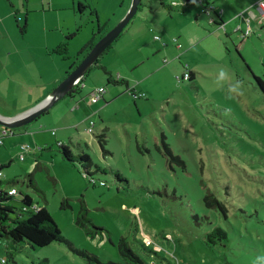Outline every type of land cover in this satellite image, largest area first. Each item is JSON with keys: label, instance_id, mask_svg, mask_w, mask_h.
<instances>
[{"label": "rangeland", "instance_id": "rangeland-1", "mask_svg": "<svg viewBox=\"0 0 264 264\" xmlns=\"http://www.w3.org/2000/svg\"><path fill=\"white\" fill-rule=\"evenodd\" d=\"M132 1L0 0V30L23 33L27 19L26 41L40 47L75 34L69 60L50 58L44 51L36 60L42 70L33 60L8 62L5 69L13 64L15 75L23 68V75L27 69L30 76L19 78L23 86L12 85L17 92L6 98L12 113L42 102L40 90L31 86L37 75L42 73L46 87L66 78L87 56H80L82 49L100 40V29L115 28ZM161 1L143 0L99 62L117 81L129 82L136 97L93 66L78 96L84 109L75 110L77 102L67 96L0 147L3 187L18 191V206L24 195L32 196L75 250L104 263H121L118 243L125 238L146 264H264V38L257 39L254 25L248 37V27L232 38L215 28L187 42L196 27V20L184 19L188 4L163 0V7ZM79 2L91 8L81 13ZM146 26L148 31L142 29ZM242 40L247 44L241 51ZM190 72L193 80L182 81ZM100 85L119 96L107 105L92 103ZM60 141L75 155L91 157V176L62 157ZM22 145L37 149V155L21 161ZM30 176L38 191L30 187ZM207 195L221 208H207ZM65 201L70 207L63 209ZM82 201L93 226L105 236L91 237L77 225ZM216 228L227 233L228 243L207 242ZM6 257L9 264H89L66 243L11 247L9 239L0 238V258Z\"/></svg>", "mask_w": 264, "mask_h": 264}, {"label": "trees", "instance_id": "trees-1", "mask_svg": "<svg viewBox=\"0 0 264 264\" xmlns=\"http://www.w3.org/2000/svg\"><path fill=\"white\" fill-rule=\"evenodd\" d=\"M195 3L202 4L203 0H193ZM142 5V4H141ZM163 7H166L162 3ZM141 7V6H140ZM86 8H91L89 5H85L82 2L78 3V9L82 13ZM169 10H172V7H167ZM140 10V8H139ZM27 19L25 20V25L21 29L22 32H26L27 30ZM108 32L103 33L100 29L98 35L100 39L105 36ZM75 36V34L68 35L65 40L59 44L55 49H53L52 54L58 57H61L64 60L71 59L70 57V40ZM95 42H90L81 52L80 56H85L88 54L91 49L95 46ZM108 51V50H107ZM83 56V57H84ZM103 57V56H102ZM102 57L100 59H102ZM100 59L96 62L94 66L101 68L105 74L109 75L108 79L109 83L114 85L124 84L127 87L128 93H132L133 96L136 97L135 91L131 90L128 82L122 81L119 82L115 80L112 74L107 70L106 67L99 65ZM244 65L254 77L253 72L250 67L244 60ZM75 66V65H74ZM190 78L188 81L193 80V73H189ZM184 81V79L182 80ZM260 85H263L262 82L258 79ZM83 82L78 85L73 92L77 94L81 89V85ZM264 89V88H263ZM16 132V130H14ZM16 134V133H15ZM59 150L62 157L68 161L69 163L75 166L78 164L85 172L84 176L88 178L91 176V169L94 167V163L88 155L82 153L80 155H75L69 146L58 144ZM171 158L176 161H181L180 157H175L169 152ZM96 172L99 170L96 169ZM116 178L118 181H121V175L116 173ZM92 184H96L97 181L93 178L91 179ZM30 187L34 188L38 191V188L35 186L34 180L30 176L29 180ZM16 196H11L9 192L4 191L0 188V238H7L10 240V246L13 247V244H26L32 248L39 247H47L53 243H66L69 248H71L74 252L80 254L88 260L89 264H146L145 261L135 253V251L129 245V242L122 238L118 243L119 254L121 257V263H104L97 256L91 255L85 251H77L73 248V245L67 241L62 235L61 230L53 219L52 215L48 211L46 207H40L35 204L34 200L29 195H24L21 200L20 206H18L16 202ZM15 201V202H14ZM205 203L207 208L213 209L215 207H220L221 204L213 195H207L205 197ZM70 207L68 202H63L62 208L65 209ZM88 208L84 201H82L81 210L77 216V225L83 228L86 233L94 237L97 234H102L104 230L93 226L91 220L88 218ZM207 242L211 244V246H216L217 244H226L229 242V237L227 233L222 228H216L210 234L207 235ZM7 263L10 262V257H6ZM2 259L0 258V262Z\"/></svg>", "mask_w": 264, "mask_h": 264}, {"label": "crops", "instance_id": "crops-1", "mask_svg": "<svg viewBox=\"0 0 264 264\" xmlns=\"http://www.w3.org/2000/svg\"><path fill=\"white\" fill-rule=\"evenodd\" d=\"M185 1H186V4H188V6L184 7L182 5V7H184V10H183L184 11V15H183L184 19L187 21H190V22L193 20H196L195 21L196 27L194 26V30L192 29V31H191V33H192V35L190 36L191 38H189V37L186 38L187 42H191V40L194 37L198 38L200 35H203V34L205 35L206 33H208L210 35L213 34L211 30L215 29V28H217L216 30L222 29V28H220L221 24L225 25L224 32L228 37H231V38L233 35H235V33L241 34L246 30L247 27L251 28L254 25H255L254 31H255V34L257 36V39L260 40L261 38H264V17H263L262 12L256 7L257 3L261 0H203L202 4L195 3L193 0H185ZM161 3L164 4L163 0L161 1ZM131 5H132V3L130 2L128 5L129 9H130ZM195 5H198V6L194 7ZM203 5L204 6H208V5L209 6L210 5L215 6L216 11L211 12V13H205ZM189 6H192V7H189ZM171 7H173V6H171ZM129 9H127V10H129ZM114 12H116V13H114L113 16L117 17L118 16L117 11H114ZM216 12L218 14L220 12H222V13L220 15H217ZM252 12H253V14H251ZM126 13H124V15L122 14L121 18L118 19L117 22L121 21L125 17ZM169 14L171 15V13H169ZM213 20H214V22H212ZM206 21H208V24H209V26H207L208 28L205 27V25H204V22H206ZM253 22H256V24H254ZM191 24H193V23H191ZM148 28L149 27L146 26L145 28L143 27L142 29L144 31H148L149 30ZM181 33H182V36L184 38L186 35H185V33H183V29H181ZM27 39H29V38H28V34L26 32L19 34L16 32H13V33L7 32V31L2 30V29L0 30V116L4 117V118H15V117L21 116V115L29 112L30 110H33L38 105L43 103L47 99V97H49L56 90L58 84L61 83V81H63V79L65 78L64 76L58 77L51 83L50 87H46V84H44V82H41L42 73H39L37 75V83L32 84L31 86H34L35 88H38L40 90L41 96H39L38 99L42 98L43 99V100L41 99L42 102L39 100L38 102H40V103L37 106L34 105L35 107L34 106L28 107V109H26V111L23 110V111H18L17 113H12V109H9L8 101L6 99L10 94L17 92V90L14 89L12 87V85L14 83H16L19 86H23L22 84L19 83V80H20L19 78H21V81H23L22 79H24V78L29 79L30 76L27 73L26 65H24V69H26L25 75H23V68H20L18 70L19 71L18 74L15 75L13 64H11L9 69H5L8 62H20V63H22V62H28V60H33L34 65L37 66L38 70H42V69H40L38 62L36 60L41 58L42 56H44V51H46L48 54L46 56H48L50 58L54 57L55 55L52 54L53 49H55L59 44L62 43V42L57 43L58 45L53 44V43H49L46 46L40 47L36 43L32 44L30 42H27L26 41ZM242 41L243 42L239 47V49H241V51L245 48V46L247 44V42L245 40H242ZM94 42L97 43V40H95ZM196 45H197V43L194 46H196ZM51 48H53V49L51 50ZM154 52H156V50ZM78 60H80V59H78ZM68 74L69 73H67L66 76ZM85 77L82 80L83 88L86 87L84 85ZM4 78L8 79L10 81L9 85L3 84L1 79H4ZM114 79L117 80L116 78H114ZM28 83H29V81H26L25 84L27 85ZM128 84H129V82H128ZM129 87H130V84H129ZM52 88H54V90ZM83 88L81 85V89L79 90V93H77V94L73 93L72 95L69 96L73 99V101L75 100V102H77V103H75L76 108H74L77 111L82 110V108L84 109V104L82 102V98L78 99V96L83 94V91H82ZM101 88H104L105 93L103 95V99L100 102H98L97 104H100V103H102V101H104V103L107 105L110 100H115L119 96V93L117 91L105 88L102 85H100L97 90H99ZM97 90H94L93 92H95ZM49 113H47V114H49ZM1 128H3V127L0 126V130H1ZM26 133H27V131L25 132V134ZM17 135H19V134H15V136L6 138L3 146H6V142L8 139L16 137ZM34 138H36V137H34ZM59 144L65 145V143H63L61 141L59 142ZM18 149L20 152V148H18ZM36 151H38V150L35 149L31 154H28V155L34 157L35 155H37ZM10 165L11 164H8V166H10ZM0 167L2 168L3 171L6 168L5 165H2V163H0ZM29 171H31V169H29ZM3 178L0 180V188L5 191V189L3 187V182H2ZM14 189L15 188H13L12 190H14ZM30 197L32 198V196H30Z\"/></svg>", "mask_w": 264, "mask_h": 264}, {"label": "water", "instance_id": "water-1", "mask_svg": "<svg viewBox=\"0 0 264 264\" xmlns=\"http://www.w3.org/2000/svg\"><path fill=\"white\" fill-rule=\"evenodd\" d=\"M143 0H133L131 8L124 19L105 36H103L82 60L79 65L71 72L61 85L47 99L33 110L15 117L4 118L0 116V126L10 130L23 128L49 111L61 100L70 96L73 90L82 82L89 70L96 62L111 48V46L120 38L126 27L136 16Z\"/></svg>", "mask_w": 264, "mask_h": 264}, {"label": "built area", "instance_id": "built-area-1", "mask_svg": "<svg viewBox=\"0 0 264 264\" xmlns=\"http://www.w3.org/2000/svg\"><path fill=\"white\" fill-rule=\"evenodd\" d=\"M204 6V5H203ZM256 7L262 12L263 14V17H264V0H261L257 3ZM204 11L205 13H211V12H215L216 11V8L215 6H212V5H208V6H204ZM217 13V12H216ZM222 12H220L219 14L217 13V15H220ZM253 14V12L251 13ZM214 22V20L212 21ZM220 28H225V25L224 24H221L220 25ZM251 33V28L249 27L247 29V32L245 34V37H248V35H250ZM190 78V74H186V76L183 78L184 80L185 79H189ZM105 93V90L104 88H101L95 92L92 93V103L94 104H97L98 102H100L102 99H103V95ZM89 133H92V129H89L88 130ZM12 136H15V132L14 130H10V129H7V128H1L0 130V147H2L4 145V142H5V139L8 138V137H12ZM35 149H33L32 147H30L29 145H23L20 147V159L21 161H24L25 160V157L28 155V154H31ZM37 150V149H36ZM4 177V173H3V170L2 168L0 167V180ZM10 195L11 196H17L18 195V191L16 189L14 190H11L10 192ZM7 263V260L6 258H3L2 261L0 262V264H6Z\"/></svg>", "mask_w": 264, "mask_h": 264}]
</instances>
